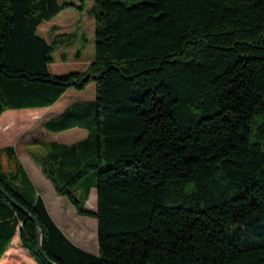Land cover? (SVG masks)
Wrapping results in <instances>:
<instances>
[{
  "label": "trees",
  "instance_id": "trees-1",
  "mask_svg": "<svg viewBox=\"0 0 264 264\" xmlns=\"http://www.w3.org/2000/svg\"><path fill=\"white\" fill-rule=\"evenodd\" d=\"M78 1L0 0V131L22 124L4 113L94 83L95 100L43 124L86 137L31 157L96 219L98 254L64 235L6 146L0 262L15 243L34 264H264V0H93L94 60L54 75L55 46L38 27Z\"/></svg>",
  "mask_w": 264,
  "mask_h": 264
},
{
  "label": "rangeland",
  "instance_id": "rangeland-1",
  "mask_svg": "<svg viewBox=\"0 0 264 264\" xmlns=\"http://www.w3.org/2000/svg\"><path fill=\"white\" fill-rule=\"evenodd\" d=\"M78 6V0H67ZM93 6V0H84L82 10L68 8L63 10L50 22H43L38 27V34L49 44L54 45V62L49 66V71L54 75H64L74 71H85L94 60V18L90 14ZM95 100V85L89 83L82 91L73 89L67 92L52 107L41 111L22 110L8 111L4 114L17 116L22 119V124L11 128L7 132L0 131V148L13 146L15 155L19 162L23 164L26 173L34 184L37 194L41 195L46 208L51 217L54 212L60 216L66 235L73 237L80 243L77 247L82 250L98 254L97 245V223L96 219L79 216L73 206L66 198L58 196L51 183L42 175L40 168L35 164L31 154H42L44 144L57 142L62 144H71L82 139L84 133L81 130L72 129L62 133H50L43 129V124L59 116L67 107L74 103H85ZM35 112V113H32ZM5 169H10L5 157L2 158ZM44 180V184L40 182ZM88 211L96 210V192L95 189L89 195L85 206ZM234 232L240 233L241 237H247L242 229H234ZM74 244V243H73ZM75 245V244H74ZM16 244H12V248ZM28 259L15 253V264H34L33 260L25 252Z\"/></svg>",
  "mask_w": 264,
  "mask_h": 264
},
{
  "label": "crops",
  "instance_id": "crops-1",
  "mask_svg": "<svg viewBox=\"0 0 264 264\" xmlns=\"http://www.w3.org/2000/svg\"><path fill=\"white\" fill-rule=\"evenodd\" d=\"M38 112V111H37ZM32 113H35V112H32ZM77 130H81V131H83V135H84V137L82 138V139H84L85 137H86V135H87V132L85 131V130H82V129H77ZM82 139H79V140H77V141H75L74 143H76V142H78V141H80V140H82ZM57 143V142H56ZM74 143H71V144H74ZM60 144H62V143H60ZM71 144H65V145H71ZM21 164H22V162H21ZM36 164V163H35ZM22 166H23V164H22ZM38 166V165H37ZM24 167V166H23ZM26 171V170H25ZM28 174V173H27ZM39 180H40V182L41 183H45L44 182V180H42V179H40L39 178ZM34 185V184H33ZM92 192V191H91ZM39 195V194H38ZM41 196V195H40ZM42 198V197H41ZM43 199V198H42ZM44 201V200H43ZM91 212H94V211H91ZM53 217H52V219H53V221L55 222V224L59 227L60 225H62V220H61V218H60V216H58L55 212H54V215H52ZM83 217V216H82ZM90 218V217H89ZM60 224V225H59ZM97 225V224H96ZM61 230V229H60ZM63 233H64V235L72 242V243H74L75 245H77V243L78 242H76V240H74L73 239V237H68L67 235H66V233L64 232V230H61ZM16 242V241H15ZM78 245L80 246L81 244L80 243H78ZM14 248H16V249H10L8 252H7V254L5 255V257L1 260V262H0V264H14L15 263V260H14V257H15V253L17 254H20L23 258H25V253L22 251V250H20V248H19V246H18V244H17V246L16 247H14ZM30 261V260H29Z\"/></svg>",
  "mask_w": 264,
  "mask_h": 264
},
{
  "label": "water",
  "instance_id": "water-1",
  "mask_svg": "<svg viewBox=\"0 0 264 264\" xmlns=\"http://www.w3.org/2000/svg\"><path fill=\"white\" fill-rule=\"evenodd\" d=\"M31 220L34 222L35 226H36V245H37V249L39 250V252L42 254V256L45 258L43 252H42V247H41V242H42V232L40 227L38 226L36 220L30 216Z\"/></svg>",
  "mask_w": 264,
  "mask_h": 264
}]
</instances>
